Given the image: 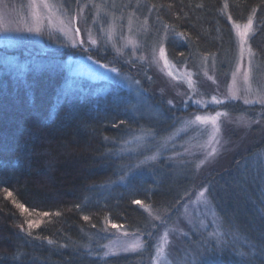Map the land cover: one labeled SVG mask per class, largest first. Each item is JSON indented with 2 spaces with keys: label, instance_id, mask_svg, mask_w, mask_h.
Instances as JSON below:
<instances>
[{
  "label": "trees",
  "instance_id": "obj_1",
  "mask_svg": "<svg viewBox=\"0 0 264 264\" xmlns=\"http://www.w3.org/2000/svg\"><path fill=\"white\" fill-rule=\"evenodd\" d=\"M125 1L147 19L145 40L162 38L171 62L206 56L219 71L235 53L231 20L252 16L249 44L264 63V0ZM172 112L143 86L70 74L62 56L0 54V264H131V256L101 254L107 221L146 237L150 210L173 211L192 176L165 160L126 169L132 154L122 146L138 130L162 136ZM253 153L224 172L232 191L216 205L233 241L195 264H264V160ZM27 221L41 224L29 230Z\"/></svg>",
  "mask_w": 264,
  "mask_h": 264
},
{
  "label": "rangeland",
  "instance_id": "obj_2",
  "mask_svg": "<svg viewBox=\"0 0 264 264\" xmlns=\"http://www.w3.org/2000/svg\"><path fill=\"white\" fill-rule=\"evenodd\" d=\"M122 1L125 0H49L53 5L52 23L49 24L46 12L42 13V30L37 33L26 31L27 27L35 25L31 0H0V24L8 29L0 31V54L18 51L62 56L74 76L116 79L132 88L143 86L173 110L172 127L162 136L138 130L125 140L122 151L132 154L125 167L138 170L165 160L190 172L191 189L173 211L150 210V229L146 237L143 233L120 228L104 229L107 235L101 254L131 256V264H195L202 256L198 253L215 246V233H221L227 243L234 238L216 209V205L224 201L223 196L232 191V181L224 172L233 173L237 159L250 151L264 160V103H261L264 63L249 44L254 25L241 58L240 37L235 25L245 24L248 17L243 21L231 20L236 46L233 60L225 71H219L206 56L195 63L175 64L168 59L166 51L169 63L165 67L159 53L161 45L165 50L163 39L145 40L147 19L137 9L123 6ZM61 19L73 30L80 29L79 37L74 38L84 40L83 45L73 46L64 36L58 27ZM89 35L97 41L96 45L91 44ZM103 55L111 60L101 59ZM112 68L116 71H111ZM249 70V79L245 81L244 73ZM213 96L222 103L216 105ZM228 102L251 109L248 114L230 112L223 108ZM217 111L225 115L219 118L221 132L213 138L210 122L193 121L196 115L214 116ZM213 148L215 155H211ZM139 150L143 153L137 155ZM261 169L264 172V166ZM202 191L205 196L198 197ZM125 247L130 250L123 251Z\"/></svg>",
  "mask_w": 264,
  "mask_h": 264
},
{
  "label": "snow or ice",
  "instance_id": "obj_3",
  "mask_svg": "<svg viewBox=\"0 0 264 264\" xmlns=\"http://www.w3.org/2000/svg\"><path fill=\"white\" fill-rule=\"evenodd\" d=\"M60 6L64 7L63 4H61ZM31 7L33 9V18L35 20V25L27 27L26 31L39 33L42 30L41 20L44 18L42 13L46 12L49 24L52 23L51 17L53 15V12H52L53 5L49 3V0H31ZM96 7H99V6L97 5ZM71 19L72 18L70 17L69 23H71ZM229 19H231V17H229ZM129 23H131V20H129ZM58 27H59V30L64 34V36L66 38H68L69 41L73 44V46H76L77 43H79L80 45H83L85 43V41L82 39L77 41V39L74 38V37H79V35H80V29L79 28H75L73 30L72 28L68 27V25L65 24L64 20H62V19L59 20ZM235 28L237 31V35L240 37L241 58H242L244 45L247 43L248 38H249V33L252 31V28H253L252 17L249 16L247 19V22L243 25L236 24ZM7 30L8 29L6 27H4L2 24H0V31H7ZM17 30H19V29H17ZM70 33H73V35H70ZM6 39H10V38L6 37ZM89 39H91L92 45H96L97 41L95 39H92L90 35H89ZM159 53H160V57L164 59L165 67H167L169 62L167 60V57L165 56V50H164L163 45L160 46ZM251 55H252V50L249 48V56L251 57ZM89 59H91V57H89ZM250 64H251V60H249V65ZM104 67L107 68L108 65H104ZM111 71L115 72L116 69L112 68ZM169 74H171V73H169ZM233 75L235 76V73ZM249 75H250V70L246 71L244 73L245 81H247L249 79ZM191 86H192L191 80H189V87H191ZM212 101L216 105H220L222 103V101L217 99L215 96L212 97ZM168 103L171 104L172 102L169 101ZM245 103H249V101L245 100ZM261 103H264V100H261ZM222 115H225V113H222L219 111H217L214 116L196 115L193 123L198 122L201 124H207L210 122L212 125V129H213L212 137L215 138V136L221 132V126L219 123V118ZM216 142L219 143V141H216ZM215 154H216V149L213 148L211 155H215ZM8 195H11V193L9 192ZM203 196H205V192L202 191V192L198 193V197H203ZM133 203L139 205V204H142L143 202L140 200H134ZM197 203H200V201L198 200ZM205 206H207V204ZM17 207L27 211V209L25 208V206L23 204H18ZM77 207H79V206H77ZM43 215L48 216L49 213L45 212V213H43ZM56 215H60V213L57 212ZM88 219H89L88 216H84V220H88ZM157 219H160V217H157ZM27 223H28L29 230H31L33 227H39L41 224V221H27ZM107 223L111 224V227L113 229H118V228L122 227V225L115 224L111 220H108ZM21 227H23V226H21ZM149 235H151V234H149ZM167 235H168V233L165 232V236H167ZM215 235L217 237V240H216L215 246L211 249V252L222 254L223 251L225 250V248L227 247V242L225 240H223L221 233L217 232V233H215ZM49 243H52V241L49 240ZM129 250L130 249L128 247L123 248V251H125V252H128ZM209 251L210 250L208 248H205L203 253H198V256L199 255H207V254H209ZM104 255L106 256V255H108V253L105 252Z\"/></svg>",
  "mask_w": 264,
  "mask_h": 264
}]
</instances>
